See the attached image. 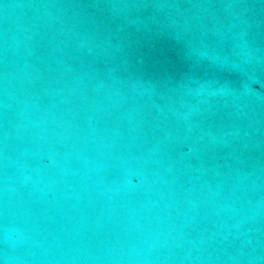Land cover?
Returning <instances> with one entry per match:
<instances>
[{"label": "water", "instance_id": "1", "mask_svg": "<svg viewBox=\"0 0 264 264\" xmlns=\"http://www.w3.org/2000/svg\"><path fill=\"white\" fill-rule=\"evenodd\" d=\"M0 264H264V0H0Z\"/></svg>", "mask_w": 264, "mask_h": 264}]
</instances>
